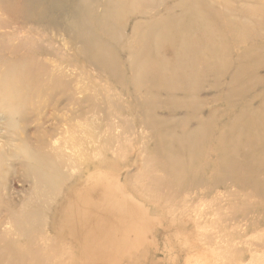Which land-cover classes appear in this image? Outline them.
Returning <instances> with one entry per match:
<instances>
[{
	"label": "rangeland",
	"instance_id": "1",
	"mask_svg": "<svg viewBox=\"0 0 264 264\" xmlns=\"http://www.w3.org/2000/svg\"><path fill=\"white\" fill-rule=\"evenodd\" d=\"M135 1L151 5L152 19L134 71L123 64L111 80L82 61L76 67L85 71L68 68L79 46L59 34L51 65L63 78L24 97L10 122L0 114V264H264V200L224 179L229 163L217 168L221 181L211 179L220 139L240 136L235 123L252 121L264 137V0ZM212 15L228 21L219 26ZM130 27L125 36L138 37L140 25ZM239 46L247 59H262L242 70ZM185 82L197 87L184 90ZM188 134L199 141L183 142ZM244 144L236 150L258 167L264 157ZM169 152L203 171L177 190L166 186L180 180L167 170ZM105 192L102 199L117 193L130 207L105 212L95 199ZM111 232L122 244L111 246Z\"/></svg>",
	"mask_w": 264,
	"mask_h": 264
},
{
	"label": "bare ground",
	"instance_id": "2",
	"mask_svg": "<svg viewBox=\"0 0 264 264\" xmlns=\"http://www.w3.org/2000/svg\"><path fill=\"white\" fill-rule=\"evenodd\" d=\"M189 2L190 0H183L181 4L186 5ZM135 3V0H0V114L6 118L7 122H10L15 113L22 110L24 97L26 98L31 92H42L48 85L46 79L50 77L59 80L63 78L65 74L51 65V62H56L59 57L54 48V36L59 34L63 35L68 45L76 44V46H79L74 53V57L66 62L68 68L73 67L75 70L83 69L85 71L84 68L76 67V62L82 61L85 67L106 72L111 80L118 73H121L123 64H127L128 69L134 71L135 57L145 49L147 42L144 41L149 36L148 27L152 19L148 17L151 5L145 8L137 6ZM193 8H200L204 13L208 12V6L206 7L200 3L194 4ZM135 11H138L140 15L135 16ZM204 16L208 15L204 14ZM137 17L144 19L136 21ZM146 17L148 19H145ZM159 18L160 20H166V17L162 15ZM210 18L214 22L218 21L219 26L228 21L216 15H212ZM129 23L131 30L140 25L138 37L125 36V28L129 26ZM123 24H125V27ZM142 27H146V29H142ZM129 39L131 44L129 43L128 46L125 42H128ZM137 40H139L138 43H132ZM164 43H166L165 39ZM68 45L66 46L68 47ZM134 46H137V48H134ZM232 48L233 51L238 53L235 57H238L236 61L240 63L242 70H247V67H251L256 60L262 59L253 57L254 62L247 59L245 57L247 55L245 46ZM113 50L120 54L114 53ZM230 53L228 48L220 52L222 56H227ZM157 55L165 58L161 49ZM119 56L126 58V60L121 62ZM146 57L144 56L145 59ZM190 57L197 60L196 55ZM221 64L223 62L218 63L220 75L223 72ZM118 65L120 69H118ZM142 70L143 66H140V74ZM239 72H236L237 75ZM241 72L244 73V71ZM155 74L159 75V70H156ZM192 74V72H189L186 75L191 76ZM65 86L69 88L68 84H65ZM243 86L245 87V83ZM181 87L184 90L190 88V90H193L197 85L191 87V83L185 82ZM241 90L243 92L247 91V89ZM96 107L104 109L98 105ZM262 121H264V118ZM251 123L252 121H247L246 125L235 123V128L240 134L235 141L227 142L225 138L220 139L216 149L217 163L214 164L211 179L221 181L223 175L217 171V168L222 166V163H229L231 168L228 169L224 179L227 177L231 181V177L234 178L243 186L259 194L264 200V187L258 188L259 183L264 185V173L259 174L264 170V161H261L257 167L254 163V156L246 155L243 157L244 155L236 150L237 146L245 143L244 148L246 150L252 149L256 151V155L264 157V137L253 133L252 128L249 126ZM199 138V134H188L182 138V141L194 145L199 141ZM259 139L260 142H257ZM252 142L256 143L252 144ZM188 155L193 156L191 153ZM198 156L196 159H198ZM164 170L166 169L164 168ZM167 170L180 176L179 181L170 182V185L166 184V186L177 190L180 186L189 182L186 181L187 179H191L190 181L197 179L203 171V167L198 164L191 168L182 157L169 152L167 154ZM251 174H258V177L250 180L249 176ZM157 185L152 184L149 188L153 189ZM105 195L106 192L95 196L96 201L100 202L99 206L105 212H116L118 215H122L125 209H118L117 203H123L126 207H130L123 195L111 193V201L105 198L102 199ZM102 219L105 221L104 218ZM117 219L126 222V219L119 217ZM103 224L104 222H100L99 227L93 228L91 232L95 233V231L104 228ZM107 235L115 239L111 244L113 248L122 244L120 239H116L118 237L117 232H111ZM7 262L4 260V264H7Z\"/></svg>",
	"mask_w": 264,
	"mask_h": 264
}]
</instances>
